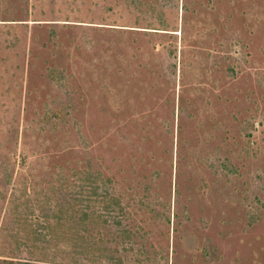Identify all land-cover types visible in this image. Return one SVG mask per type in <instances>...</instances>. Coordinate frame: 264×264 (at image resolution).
I'll return each instance as SVG.
<instances>
[{
  "label": "rangeland",
  "instance_id": "obj_1",
  "mask_svg": "<svg viewBox=\"0 0 264 264\" xmlns=\"http://www.w3.org/2000/svg\"><path fill=\"white\" fill-rule=\"evenodd\" d=\"M0 264H264V0H0Z\"/></svg>",
  "mask_w": 264,
  "mask_h": 264
}]
</instances>
